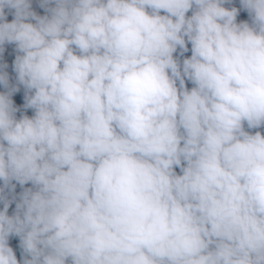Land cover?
Wrapping results in <instances>:
<instances>
[{
  "label": "clouds",
  "instance_id": "9594fccd",
  "mask_svg": "<svg viewBox=\"0 0 264 264\" xmlns=\"http://www.w3.org/2000/svg\"><path fill=\"white\" fill-rule=\"evenodd\" d=\"M0 264H264V0H0Z\"/></svg>",
  "mask_w": 264,
  "mask_h": 264
}]
</instances>
